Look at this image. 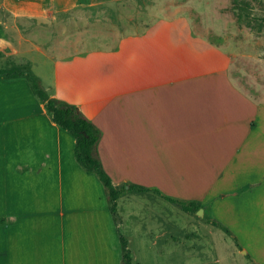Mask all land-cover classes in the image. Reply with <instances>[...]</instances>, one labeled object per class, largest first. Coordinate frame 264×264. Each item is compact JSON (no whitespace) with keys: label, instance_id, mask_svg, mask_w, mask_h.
Masks as SVG:
<instances>
[{"label":"crops","instance_id":"1","mask_svg":"<svg viewBox=\"0 0 264 264\" xmlns=\"http://www.w3.org/2000/svg\"><path fill=\"white\" fill-rule=\"evenodd\" d=\"M149 7L150 0H0L7 15L0 16V54L29 62L49 97L76 106L99 128L95 152L118 198L128 197L129 183L169 201L168 190L138 189L126 177L169 169L174 143L196 138L199 158H212L220 172L213 189L200 190L198 172L183 177L185 201L200 208L213 197L220 228L236 240L232 254L260 259L264 75L258 101L237 79L212 91L222 113L216 121L212 96L195 83L169 93V31H140ZM28 84L0 77V264H121L120 214L115 224L104 187L75 159L74 138ZM95 200L106 207L96 209Z\"/></svg>","mask_w":264,"mask_h":264},{"label":"rangeland","instance_id":"2","mask_svg":"<svg viewBox=\"0 0 264 264\" xmlns=\"http://www.w3.org/2000/svg\"><path fill=\"white\" fill-rule=\"evenodd\" d=\"M150 4L141 17L140 31H169V77L175 78L169 83V93L179 89L183 81L195 83L208 98L212 96L214 108L209 109L216 121L221 111L212 91L217 92L226 79L239 80L258 101L256 91L261 89L259 81L264 75V0H150ZM0 16L3 21L7 18L1 9ZM228 60L229 70L225 71ZM9 61L17 63L13 57L0 54V71L7 68ZM195 139L187 136L174 143L177 153L175 159L169 158V169L157 166L152 174L126 177L132 184L168 190L169 198L176 196L167 201L151 191L123 184L124 192L130 194L118 198L117 212L121 216L120 232L129 239L132 264H264V257L252 261L237 252L232 254L236 240L224 230L227 227L220 228L224 223L216 214L220 208L213 197L202 202L204 209L196 210L189 204L192 201H185L180 181L183 177L200 175V190L213 189L220 172L212 158H199ZM112 178L121 182L124 177ZM103 205L106 207V202ZM103 205L95 200L96 209ZM226 216L227 220L233 219ZM230 231L234 233L231 228ZM256 239L260 240V236L253 241ZM217 257L222 260L217 261Z\"/></svg>","mask_w":264,"mask_h":264},{"label":"trees","instance_id":"3","mask_svg":"<svg viewBox=\"0 0 264 264\" xmlns=\"http://www.w3.org/2000/svg\"><path fill=\"white\" fill-rule=\"evenodd\" d=\"M245 16H248L245 14ZM2 78H17L25 77L29 82L32 92L44 104V107L51 116V120L59 127L65 129L74 138L73 153L78 164L85 170L94 172L102 183L106 196L109 212L115 224L119 223L117 215L118 188L113 185L111 178L103 169L100 159L97 157L95 148L100 138L99 128L86 119L76 106L58 99L49 97L46 90L43 88L40 79L32 72L30 63L24 64L9 61V65L4 70L0 71ZM138 189H144L139 185H132ZM173 201V199L169 198ZM196 210L199 208L198 202H190ZM118 239L121 251V264H132L131 252L128 247L127 239L118 232Z\"/></svg>","mask_w":264,"mask_h":264}]
</instances>
